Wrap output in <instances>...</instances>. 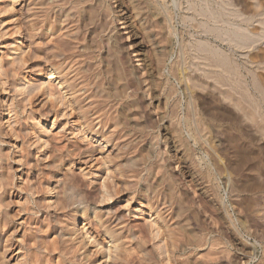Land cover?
<instances>
[{"label": "rangeland", "instance_id": "1", "mask_svg": "<svg viewBox=\"0 0 264 264\" xmlns=\"http://www.w3.org/2000/svg\"><path fill=\"white\" fill-rule=\"evenodd\" d=\"M0 264H264V0H0Z\"/></svg>", "mask_w": 264, "mask_h": 264}, {"label": "bare ground", "instance_id": "2", "mask_svg": "<svg viewBox=\"0 0 264 264\" xmlns=\"http://www.w3.org/2000/svg\"><path fill=\"white\" fill-rule=\"evenodd\" d=\"M52 75H55V74H52ZM52 78H54V77H52Z\"/></svg>", "mask_w": 264, "mask_h": 264}]
</instances>
